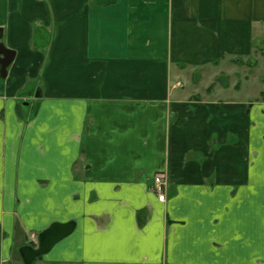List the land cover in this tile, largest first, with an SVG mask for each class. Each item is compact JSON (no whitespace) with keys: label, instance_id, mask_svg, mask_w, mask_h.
<instances>
[{"label":"crops","instance_id":"0c3cea01","mask_svg":"<svg viewBox=\"0 0 264 264\" xmlns=\"http://www.w3.org/2000/svg\"><path fill=\"white\" fill-rule=\"evenodd\" d=\"M0 29V264L68 221L32 264H264L263 89L199 85L256 63L264 0H0Z\"/></svg>","mask_w":264,"mask_h":264},{"label":"rangeland","instance_id":"374dc122","mask_svg":"<svg viewBox=\"0 0 264 264\" xmlns=\"http://www.w3.org/2000/svg\"><path fill=\"white\" fill-rule=\"evenodd\" d=\"M257 34H259L257 35V49L255 56L251 57V59L256 61L254 65L245 64L236 68V65L228 63L226 65L228 67H224L223 71L219 72L220 69L215 70L217 72L214 78L211 76L204 78L205 80L199 84L200 87H206L209 82L208 87H211V89H214L216 86H233L238 84L241 85V90L238 93V96L241 98H250L251 101H256L254 97L257 96L259 90L263 89L258 98L264 99V39L262 38L263 34ZM246 75H248V79H246ZM244 78L246 82H244Z\"/></svg>","mask_w":264,"mask_h":264},{"label":"water","instance_id":"95a60500","mask_svg":"<svg viewBox=\"0 0 264 264\" xmlns=\"http://www.w3.org/2000/svg\"><path fill=\"white\" fill-rule=\"evenodd\" d=\"M1 37L2 29H0V39ZM14 56L15 51L8 48L2 41H0V64L2 76H6L7 67L13 61ZM75 225V221H68L65 223L53 222L49 227L42 230L38 235L37 246L26 244L20 248L24 264H32L37 256L50 251L57 242L73 232Z\"/></svg>","mask_w":264,"mask_h":264},{"label":"built area","instance_id":"2783aa9c","mask_svg":"<svg viewBox=\"0 0 264 264\" xmlns=\"http://www.w3.org/2000/svg\"><path fill=\"white\" fill-rule=\"evenodd\" d=\"M154 183H155L154 188L159 195V199L163 201L165 198L164 189H165V185H166V178H165L164 174L157 173L154 177ZM30 240L33 242H36L37 241V235L35 233H32L30 235Z\"/></svg>","mask_w":264,"mask_h":264}]
</instances>
